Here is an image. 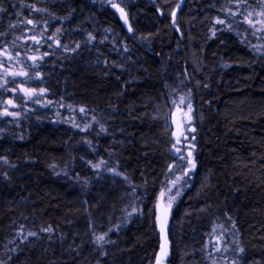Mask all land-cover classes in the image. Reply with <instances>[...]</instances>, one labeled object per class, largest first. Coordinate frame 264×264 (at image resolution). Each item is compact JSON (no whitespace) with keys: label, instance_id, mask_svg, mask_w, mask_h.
<instances>
[{"label":"trees","instance_id":"trees-1","mask_svg":"<svg viewBox=\"0 0 264 264\" xmlns=\"http://www.w3.org/2000/svg\"><path fill=\"white\" fill-rule=\"evenodd\" d=\"M125 2L137 37L148 39H129L131 51L123 53L120 44L118 53L113 43L128 35L107 0H0L8 10L0 13V32H7L0 37V47L12 46L15 36L24 34L23 26L13 30L8 25L25 17L41 21L37 32L44 28V20L49 21L48 35L60 27L58 38L73 47L88 32L96 36V46L82 48L79 55L45 45L41 51L50 55L35 70L23 59L31 76L40 71L38 82L49 89L47 99L52 103L2 125L0 157H6L8 164L0 161V259L8 262L11 255L8 264H97L98 259L101 264H154L158 238L154 218L150 220L147 213L153 188L159 190L172 162L170 141L174 140L166 130L171 104L166 97L177 89L176 99L191 92L197 168L191 179L187 177L189 186L173 208L166 264H210L202 249L214 225L230 229L226 237L232 249L226 254L229 259L236 255L231 243L236 239L245 249L240 264H264V62L255 59L247 41L240 42L243 38L236 33H246V26H237L240 17L229 18L233 30L215 25L222 31L213 36V20L225 18L220 9L229 0H186L177 15L181 38L170 16L179 0ZM249 2L251 7L246 9H258L257 0ZM21 4L47 11L31 13ZM157 6L166 12L164 18L156 12ZM16 12L21 15L17 17ZM105 37V43L99 44ZM16 50L25 56L24 49ZM98 52L103 53L99 64ZM104 57L122 63L124 70L105 69ZM69 104L76 110L81 105L94 109L83 120L75 115L76 122L83 127L95 115L107 134L97 135L98 124L85 133L65 122ZM100 157L110 164L118 161L119 170L140 186L141 193L147 188L140 205L143 216L123 219L120 210L130 203L127 193L131 189L111 174L104 173L100 179L94 176L85 161ZM5 172L8 179L2 175ZM84 201L88 205L100 201L99 211L90 209L98 233L110 226L109 214L113 225H121L118 232L109 234L116 243L104 245L106 257L92 243ZM49 224L55 229L51 239L39 233L41 226ZM20 225H24V235L37 231L40 238L8 244ZM220 231L217 227L216 234ZM77 245L79 255L71 250ZM13 247L16 252L9 251Z\"/></svg>","mask_w":264,"mask_h":264},{"label":"snow or ice","instance_id":"snow-or-ice-1","mask_svg":"<svg viewBox=\"0 0 264 264\" xmlns=\"http://www.w3.org/2000/svg\"><path fill=\"white\" fill-rule=\"evenodd\" d=\"M155 3V0H153ZM185 0H180L175 7L171 9L170 16H171V25L175 29L176 32H182L180 27L177 25V15L178 12L183 10V4ZM107 4L114 9L115 13L119 14V19L122 21V26H127V33L129 34L125 40L115 41L112 45L113 50L117 51L118 53L121 52V49L118 45L122 44V52L128 53L131 51L128 45V40H147L148 37L146 36H139L137 37L136 31L133 28L132 24L130 23L131 17L129 13L126 11L128 4L125 0H107ZM258 9L252 8V10L247 11L245 14V9L251 7L249 0H229L227 6L222 7L220 9L221 12L225 14V18L216 17L213 20V28L210 29L212 31V35L215 36L217 31H222V29L215 28V25H226L228 31L233 30V24L230 22V19H237V26L240 24H247L249 29H252L251 35L254 36L257 40H264V0H257ZM21 7H28L31 9V13L36 12H46L47 10L44 8H38L34 4L33 5H24L21 4ZM233 7L235 10H233ZM8 10L2 6L0 3V13H6ZM156 12L159 13L160 18H164L166 16V12L164 11L162 6L156 7ZM30 13V15H31ZM15 15L19 17L21 14L16 12ZM53 19H59L58 17L53 16ZM64 19H68L65 17ZM41 24L40 20L34 18H27L25 17L22 20H19L18 23H9V29H16L17 27L23 26V35H16L14 41L12 43V48L15 50V54L13 55L12 52L9 51V46L4 44L0 47V57H3V60H0V89L4 92H12L16 95L17 91L23 94L24 102L27 103L28 101H32L34 103L39 104L40 98L44 97L49 89L47 87H26L24 86L25 83L31 81L33 77L29 74V71H26L25 68L22 66L19 70H16L12 66V62L16 64H24V60L21 58L22 53L19 50H16L20 47L25 49V55L27 60L31 61L32 64L29 66L30 69L35 70L41 67V62L44 60V57L50 55L48 51L41 52V48L45 45L48 48H52L53 44L57 49H63L65 52H71L73 54H80V50L82 48H88L89 46L95 47L96 44V36L92 32L86 33V38L82 39L81 41L74 42V47L70 46L69 44L63 43L61 39H59V34L62 32L60 27H57L54 32L48 35V28H49V21L44 20V28L37 32V27ZM31 26V27H28ZM106 32L110 31V29H105ZM248 29H245L247 32ZM239 37L241 34L239 32L236 33ZM7 32H0V37L6 36ZM151 35V34H149ZM31 41L32 44L28 45L27 43H23L21 45H17L16 41ZM107 37L105 39L100 40L99 44L103 45ZM241 43L246 42V38L241 39ZM251 50L255 53L264 57V43L260 44H253L251 45ZM29 52L33 54H28ZM98 59L97 63L99 64L100 57L103 56V53L98 52L97 54ZM130 59V57H129ZM7 62V66H6ZM103 64L105 69H109V67L113 68H120L122 71L124 70V66L122 63L117 61H111L104 57ZM11 77L12 79H8ZM25 78L20 83H17L16 78ZM41 78L40 71L35 72V79L39 80ZM117 79L120 77L117 76ZM10 84H15L16 87H9ZM207 87V85H205ZM177 89H172V91L166 97L168 103L172 105L169 109L171 113V124L168 126L166 130L171 131V136L174 138V142H171V154H172V162L168 164L167 171L165 172V179L160 181V187L157 191L155 187L152 191V196L150 197L151 200V208L148 209V216L149 219L152 220L154 218L153 223L156 230L159 232V250L155 252V261L154 264H166V260L168 259L170 252V241H169V232H170V218L173 214V208L178 200L183 194L184 188L188 186L187 177H190L191 174L196 170L197 163L194 158V149L195 144L189 142V137L186 133L191 132L194 133L196 129L191 127L194 116V109L191 102V92L189 91L188 94H181L179 98L176 99ZM47 103L51 104L52 101H47ZM0 104L4 105L0 107V116L3 117H13L14 119L19 118L20 113L15 111H10L9 106L11 108H16L18 105L15 103L14 99H7ZM61 107H64L61 104ZM69 109V116L65 118V122L71 124L73 128L79 129L80 132H89L93 129L94 124L99 125V132L97 135L104 133L107 134L108 129L105 127L103 123L97 120L95 115L91 116V120L87 123L83 124V127L80 126L79 123L76 122L75 112L76 109L73 105H67ZM186 108V110H185ZM79 113L81 114V119H86L88 117V113L94 112V109H88L86 106H79L78 109ZM59 115V113H58ZM167 120V117H165ZM172 125L175 126L174 130L172 129ZM0 131H3L0 129ZM22 138V137H21ZM196 137L193 135L191 140L194 141ZM84 143H86L92 151L99 155L96 152V149L92 146V142L90 140L85 139ZM185 146H187V151L185 152ZM111 156V153H109ZM81 160H85L84 157H80ZM0 161H3L5 164H8V160L6 157H0ZM86 165L92 170L94 176L97 179L102 178L104 173L111 174V177L114 179L116 177L121 178V180L127 184L131 191L127 193L131 197L130 203L126 205L120 211L124 213V220H130L134 215L143 216L145 214L144 208L140 207L143 203L145 195L147 194V188L143 189V193H141L140 186L135 185L131 182L129 176L126 173H123L119 170V162L117 161L115 164H110L108 160L103 157H100L98 160H86ZM12 167H15L12 165ZM51 167L55 168V165ZM177 172L179 174L177 175ZM67 175V172L64 173ZM4 179H8V173L5 172L2 174ZM174 177V178H173ZM77 178L79 179V174H77ZM89 181H85V186ZM146 183V182H145ZM85 205H88V201L83 202ZM95 207L97 211L100 210L101 204L100 201L97 202L96 205H88L84 208V212L88 215V229L92 236V243L96 246L98 250H100V256L106 257L108 252L103 250L105 244H115L116 241L110 239L109 234L119 231L120 224L113 225L111 223V214L108 215V223L109 227L105 231L97 232V222L92 217V213L90 209ZM131 209L130 211L128 209ZM203 211V209H201ZM103 215V213H101ZM227 216V213L225 214ZM228 220H231V217H227ZM27 219V218H25ZM120 219V218H118ZM101 228L103 225H99ZM217 227L220 228V234H216ZM232 229H235V222L232 223ZM55 231L52 225L41 226L39 229V233H47L49 234V239H51V234ZM230 229L224 228L223 225L216 226L214 225L212 228V232L208 235L210 239L206 241L204 248L202 251L205 253V258L210 261V264H219L220 258L222 257L224 260V264H240V259L243 257L245 253V249L240 246L239 241L233 239L231 241L232 244L235 245V257L229 259L226 255L232 249L229 247V241L226 239ZM39 233L37 231H28L27 235H24V225H20V230L17 232L16 236L12 238V240L8 241V244L16 243L19 240V244L25 243L29 237L39 239ZM63 239V237H61ZM215 239V243H212V239ZM8 245L6 244L5 247ZM71 247V246H70ZM80 246L77 245L76 247L71 248L73 252H76L77 255L80 253L77 249ZM10 252H16L17 248L13 247L9 249ZM12 260V256H8V262ZM5 260L0 259V264H8ZM97 264H101V261L98 259ZM253 264H261L260 261H254Z\"/></svg>","mask_w":264,"mask_h":264},{"label":"rangeland","instance_id":"rangeland-1","mask_svg":"<svg viewBox=\"0 0 264 264\" xmlns=\"http://www.w3.org/2000/svg\"><path fill=\"white\" fill-rule=\"evenodd\" d=\"M256 10H259V9H256ZM247 11H250V10L249 9H246L245 10V14H246ZM243 25L246 26V29H248V31L246 33H244V34L241 33L240 36H241V38H246L247 47L249 48V50H251V45H253V44L264 43V40H257L254 36L251 35L252 29H249L247 24H243ZM23 43H29L30 45L32 44L31 41H23V40H21L20 41V45L23 44ZM10 48H12L11 45L9 46V51L12 52L10 50ZM20 48L21 49H24L23 47H20ZM41 49H43V47ZM251 52L253 53V55H254V57H255L256 60H260V61H263L264 62V57H261L260 55H258L257 53H255L253 50H251ZM12 53H13V55L15 54L14 52H12ZM28 54H33V53L29 52ZM21 58L24 59L29 64V66L32 64L31 61L27 60L26 55L23 56V57H21ZM3 59H4L3 57H0V60H3ZM6 66H7V62H6ZM12 66L16 70H19V68L22 67L23 65L16 64L15 62H12ZM0 75H2V73H0ZM32 77H33V79L31 81H28L27 83H25L24 86H26V87H35L37 89L40 88L41 85L39 84L38 80L35 79V76L34 75ZM8 79L10 80L12 78L11 77H8ZM24 79L25 78H20V77H17L16 78L17 83H20ZM9 87H16V85L15 84H10ZM7 99H14V101L18 105V107L11 108L9 106V110L10 111L19 112L20 113V116H19V118H16V119H14L13 117H3V116H0V129H2V125L3 124H10V123L17 122L18 120H22L25 117V115H27L29 113H35V112H38L40 110H44L46 108V106L49 104V103H47V101H48L47 94L44 97H41L40 98V101L41 102L39 104L34 103L32 101H28L27 103H25L24 102V98H23V94L22 93H19V91H17L16 95H14L12 92H4L2 89H0V102H2L4 100H7ZM3 106L4 105L0 104V107H3ZM171 107H172V105H171ZM185 110H186V108H185ZM65 114H67L69 116V114H70L69 113V109L66 110V113ZM169 114H170V111H169ZM67 115H64V117L67 118L68 117ZM75 115H79L80 116L81 114L79 113L78 110H76ZM65 118H63V120H65ZM0 134H1V131H0ZM187 187H185V188H187ZM212 243L213 244L215 243V239L214 238L212 239ZM221 260H223L222 257L220 258V261Z\"/></svg>","mask_w":264,"mask_h":264},{"label":"water","instance_id":"water-1","mask_svg":"<svg viewBox=\"0 0 264 264\" xmlns=\"http://www.w3.org/2000/svg\"><path fill=\"white\" fill-rule=\"evenodd\" d=\"M186 1V0H185ZM179 2H180V0H179ZM184 4H185V2H184ZM184 4H183V6H184ZM110 10L113 12V14L116 16V18H117V21H118V23H119V25H120V28L122 29V31L126 34V35H129L128 33H127V26H122V21H120V19H119V14L118 13H115L114 12V9H111V7H110ZM171 124V113L169 114V125ZM191 127H193L192 126V124L190 125ZM174 128H175V126L174 125H172V129L174 130ZM188 134L192 137L194 134H195V132L194 133H191V132H188ZM172 137V136H171ZM172 139L174 140V138L172 137ZM190 141H191V143H194L195 142V140L194 141H192L191 140V138H190ZM171 219V218H170ZM156 230V229H155ZM156 233H157V238H158V246H157V251L159 250V232H158V230H156ZM169 252H170V248H169ZM169 258H170V255H169V257H168V259L166 260V262L169 260ZM154 261H155V257H154Z\"/></svg>","mask_w":264,"mask_h":264},{"label":"flooded vegetation","instance_id":"flooded-vegetation-1","mask_svg":"<svg viewBox=\"0 0 264 264\" xmlns=\"http://www.w3.org/2000/svg\"><path fill=\"white\" fill-rule=\"evenodd\" d=\"M187 134V136L189 137V142L191 143V141H190V138H191V136L188 134V133H186ZM187 151V146H185V152ZM188 179H191V177H188Z\"/></svg>","mask_w":264,"mask_h":264}]
</instances>
